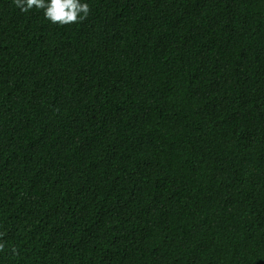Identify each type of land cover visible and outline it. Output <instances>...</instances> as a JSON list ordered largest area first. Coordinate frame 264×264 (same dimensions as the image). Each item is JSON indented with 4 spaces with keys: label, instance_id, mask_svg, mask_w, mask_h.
<instances>
[{
    "label": "trees",
    "instance_id": "16d2710c",
    "mask_svg": "<svg viewBox=\"0 0 264 264\" xmlns=\"http://www.w3.org/2000/svg\"><path fill=\"white\" fill-rule=\"evenodd\" d=\"M0 0V264H264V0Z\"/></svg>",
    "mask_w": 264,
    "mask_h": 264
},
{
    "label": "clouds",
    "instance_id": "9594fccd",
    "mask_svg": "<svg viewBox=\"0 0 264 264\" xmlns=\"http://www.w3.org/2000/svg\"><path fill=\"white\" fill-rule=\"evenodd\" d=\"M14 3L22 12H28L34 7L43 9L47 19L61 25L80 23L90 14L89 5L81 0H14ZM4 247L0 243V251Z\"/></svg>",
    "mask_w": 264,
    "mask_h": 264
}]
</instances>
